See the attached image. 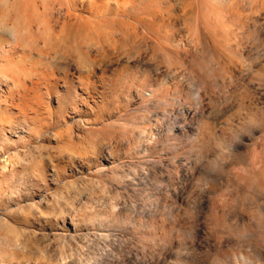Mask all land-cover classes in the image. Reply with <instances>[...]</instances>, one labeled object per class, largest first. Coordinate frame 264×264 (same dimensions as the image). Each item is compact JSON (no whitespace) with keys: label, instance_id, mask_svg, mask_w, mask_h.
Wrapping results in <instances>:
<instances>
[{"label":"rangeland","instance_id":"obj_1","mask_svg":"<svg viewBox=\"0 0 264 264\" xmlns=\"http://www.w3.org/2000/svg\"><path fill=\"white\" fill-rule=\"evenodd\" d=\"M0 264H264V0H0Z\"/></svg>","mask_w":264,"mask_h":264}]
</instances>
